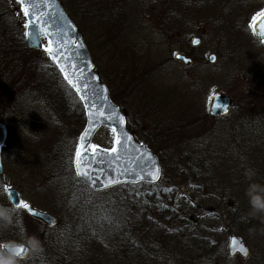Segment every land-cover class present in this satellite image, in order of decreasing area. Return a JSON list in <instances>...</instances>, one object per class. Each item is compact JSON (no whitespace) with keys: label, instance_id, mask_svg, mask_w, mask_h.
<instances>
[{"label":"rangeland","instance_id":"1","mask_svg":"<svg viewBox=\"0 0 264 264\" xmlns=\"http://www.w3.org/2000/svg\"><path fill=\"white\" fill-rule=\"evenodd\" d=\"M13 2L0 0V123L9 130L2 158L7 185L18 188L27 203L57 217L51 231L41 223L43 237L61 238V233L71 229L78 233L83 224L96 234L94 244L106 242L108 257L90 249L88 256H80L79 264H180L177 253L165 248L166 241L161 240L168 226L161 217L170 208L176 218L185 215L189 227L203 233L206 240L203 245L189 244L195 248L192 252L203 246L208 250L201 257L185 254L186 264H239L237 258H227L231 234L242 235L250 247L243 264H264L262 221L247 226L236 205L220 202L217 206L215 192H210L214 188L201 193L193 190L200 185L177 176L190 158L185 142L202 133L204 122L188 128L181 141L175 135L176 127L209 112L210 98L216 92L228 93L236 105L244 101L248 107L255 106L249 103L254 96L263 99L264 44L255 38L251 22L264 11V0H61L101 80L125 112L133 136L138 142L154 143L152 149L158 151L162 167V179L155 185L121 184L91 199L84 184L72 179L67 185L62 178L73 175L70 165L84 127L76 115L78 99L47 56L27 46L22 26L26 19L21 11L12 14ZM175 6L185 7L177 23ZM182 27H190L189 33L202 38L198 47L191 48L189 43L193 50L183 49L192 54L190 66L174 56L181 48L176 30L179 39L186 34ZM211 53L217 56L213 63L208 57ZM231 126L218 119L209 134L218 141L220 133L223 143L226 136H232ZM113 140V131L102 128L93 144L110 149ZM221 171L226 172V180L235 177V189H246L250 198L253 191L249 189H263L238 181L240 172L229 166ZM59 179L62 182L56 183ZM149 190L161 192L168 200L145 194ZM0 202L11 212L7 219L0 218V244L28 243L29 259L37 261L43 238L35 232L31 218L12 208L1 177ZM15 227L18 233L3 232Z\"/></svg>","mask_w":264,"mask_h":264},{"label":"water","instance_id":"2","mask_svg":"<svg viewBox=\"0 0 264 264\" xmlns=\"http://www.w3.org/2000/svg\"><path fill=\"white\" fill-rule=\"evenodd\" d=\"M16 1L20 5L18 0ZM32 3L35 5L34 7H30V12L33 16L26 17L29 25L26 27L27 44L35 49H43L44 43L42 39H47L48 45L45 51L49 47L53 48L57 55V60L54 61L47 51L46 53L60 72L61 68H64L65 71L61 72L63 79L74 90L84 106L86 124L79 136L77 148L83 144L82 150L84 155L81 157L80 166L82 170L88 171L98 181L96 191L108 189L104 188L103 184L109 178H118L119 184L158 182L161 178L162 168L157 154L147 143L138 142L128 129L124 112L112 100L107 85L101 81L98 73L95 71L94 63L83 37L78 31V27L62 7L60 1L32 0ZM30 19L31 23L29 24ZM252 29L255 37L264 42V17L259 15L252 22ZM196 40L200 41L199 38H194L193 45H197L194 43ZM180 57L184 59H180ZM176 58L182 60L187 65L192 63L190 57L181 53H178ZM215 58L216 56L211 54L209 61L213 63L215 62ZM65 73L67 74V79L65 78ZM69 80L72 83H69ZM77 89H80V91H77ZM235 104V100L228 93L217 92L210 100L209 114L213 118L224 117L229 114ZM121 118L123 122H121ZM103 126L110 129L115 127L120 134L121 143L118 146L113 143V147L116 146L118 149L115 153L105 151L106 148L99 146V150L93 155L92 149L90 150L93 137ZM1 129L0 175L3 182L6 183L7 176L3 168L1 153L2 149L7 145L8 134L5 124L1 126ZM75 155L73 159L74 170L76 168L74 163ZM157 169H159V179H153L149 174H157ZM140 177H143V179H140ZM13 190L16 193L13 194L14 196L11 194ZM7 194L13 207L16 202L23 200L19 189L15 187L7 188ZM29 205L32 207V211L24 210L29 216L44 222L48 226L55 225L56 217L54 214L41 211L31 204ZM234 241L236 242L235 245ZM6 244L15 245V251L22 246L28 249L27 255L25 257H18V260H25L30 254V247L26 243ZM6 244H3L2 249ZM240 245H243L248 250L249 255V247L244 238L240 235L232 234L229 237L227 245L229 255L235 256L238 254L243 258L247 257L248 255H244L239 251Z\"/></svg>","mask_w":264,"mask_h":264},{"label":"trees","instance_id":"3","mask_svg":"<svg viewBox=\"0 0 264 264\" xmlns=\"http://www.w3.org/2000/svg\"><path fill=\"white\" fill-rule=\"evenodd\" d=\"M76 99L78 98L76 97ZM249 103L255 104V106H244L245 102L240 101L232 110L231 114L223 118L224 122L232 125V129H230L232 136H226V139L223 140L225 142L223 143L221 141L223 135H220V133V140L218 141H215V139L213 140V136L209 134L213 131V126L215 127V123L218 121V119H213L208 113L191 120V122L187 124L175 128V133H177L175 135H177V139L180 140L181 136L185 134L188 135V128L197 125L200 123V121L204 122L205 125H210V128L207 129L205 128V125H203L201 127L202 133L198 135L195 134L193 137L188 138V141L185 142L190 153V158L188 159V163L184 166V169H182L181 173H179L177 176L186 179V182L192 181L193 183L194 181L197 183V185H200L197 187L199 189L193 190H200L201 193H204L206 188H214L211 189L210 192H215V199L218 200V203H216L217 206H219L220 202L224 204L228 203V205L233 206L236 205L239 218L247 220V226H251L256 220H258L260 222L262 221L261 227H263L264 207H262V205H264V106L260 105H264V97L262 100H260V97H257L256 95L254 96V100L249 101ZM74 105L76 108H79V110L76 111V115L77 118L80 119V124L83 126L85 124L83 107L79 100ZM244 127L249 128V130L243 132L242 129H244ZM217 130H219L218 127ZM184 131H186V133ZM148 143L150 147H154V143L152 141L149 140ZM156 152L158 153L157 150ZM232 156H237L238 158H233ZM70 166L72 167V164ZM227 166H229V169L240 172L236 174L238 181H242L243 184L248 185L249 183H251V185L257 184L258 188L263 189H249L253 191L252 198L249 197L250 192L246 191V189H235V177H232L234 181L232 178H230L231 180H226V172L221 171ZM55 170L56 168L54 166L50 171L53 172ZM69 171L72 172V176L67 175V177H62L63 183L65 182L67 185L70 181H72V179H77L75 177L73 168H71ZM60 181L62 182V180L59 179V181H56V183ZM232 183L235 186L233 188H229L232 186ZM141 184L149 186L153 185L149 183ZM141 184H127L123 186H139ZM113 189L116 188H112L111 190ZM108 191L95 192V195L106 193ZM145 194H158L160 199L163 198L168 200L166 196L164 197L159 195L161 192L156 190H149ZM230 202L232 203L229 204ZM167 210L168 211L165 213V215L161 217V220L168 224V226L162 230L165 232L161 233V240L166 241L165 248L177 253L178 263L180 264H186L187 259L185 254L188 256V254L190 255L192 253H197L199 257H201V255H203L202 253L208 250L207 246H203L201 250L199 249L195 252H192L191 250L195 248L192 246L189 247V244H205L206 240L204 239L203 233L196 230L194 231L192 227H189L190 224L189 221L186 220L185 215L176 218L173 216V214H170V208ZM32 221L35 223L33 226L35 228V232H37L40 237L43 238L41 243V258H39L37 261H33V258H28L25 261H19V264H79L81 262L80 256H88L90 249H97L99 251V255L105 256V258L108 257L106 242L99 243V245H97L98 243L94 244L93 242H95L97 239V237H95L96 234L90 233L87 228L83 227V224H81L82 226L80 225L78 228V233L77 231H73V229H71L67 233H61L60 238L59 236L53 235L43 237L45 230H40L42 224L34 219H32ZM37 223H39V225H37ZM83 223H86V220L85 222L83 221ZM158 223H161L159 219ZM2 226H4V224H2ZM45 227L49 231L54 228H49L47 226ZM16 230L17 228L15 227L14 230L3 232L15 231L14 233H18ZM74 234L77 235L74 236ZM148 243L152 246L154 245L150 241H148ZM155 247L157 246L155 245ZM227 258H229L228 255Z\"/></svg>","mask_w":264,"mask_h":264},{"label":"snow or ice","instance_id":"4","mask_svg":"<svg viewBox=\"0 0 264 264\" xmlns=\"http://www.w3.org/2000/svg\"><path fill=\"white\" fill-rule=\"evenodd\" d=\"M19 4L22 7V11L25 17H32L33 14L30 12V7H34V3H32V0H18ZM259 15L261 17H264V12L259 13ZM31 23V19L29 20V24ZM29 25L26 24L25 27H28ZM194 43L199 44L200 41L196 40L194 41ZM46 51L51 55L52 59L55 61L57 60V55L55 54V51L53 48L49 47L46 49ZM180 59H184L183 57H180ZM64 68H61V72H64ZM65 78L67 79V74L65 73ZM69 83H72L71 80H69ZM74 86V85H73ZM77 91H80V89H77ZM91 115V113H90ZM121 122H123V119L121 118ZM113 133H115V141L114 144L116 146H118L121 143V138H120V134L119 132H117L116 128L114 127L112 129ZM83 139V138H82ZM114 146L111 149H105V151H111L113 153L117 152V147ZM83 144H81L80 146H78L77 150H76V155H75V160L74 163L76 165L75 168V175L76 177L79 179V181L84 184L86 182V191L89 194V199H91V196L95 194V191L97 189V183L98 181L92 176L90 175V173L86 170H82L80 163H81V157L84 155L83 152ZM91 149H92V153L93 155L96 154V152L99 150V146L98 145H91ZM157 174H152L150 173L149 175L152 176L153 179H159V169L156 170ZM140 179H143V177H140ZM120 181L118 178H109L108 180H106L103 184L104 188H110L113 185L119 184ZM15 193V191H12V196H14L13 194ZM16 194V193H15ZM14 207L16 209H24L27 210L29 212L32 211V207L24 202L23 200H19L18 202L15 203ZM262 207H264V205H262ZM236 244V242L234 241V245ZM239 251L242 252L244 255H248V250L243 246L240 245L239 246ZM28 249H26L25 247H20L17 251V257H25L27 255Z\"/></svg>","mask_w":264,"mask_h":264},{"label":"flooded vegetation","instance_id":"5","mask_svg":"<svg viewBox=\"0 0 264 264\" xmlns=\"http://www.w3.org/2000/svg\"><path fill=\"white\" fill-rule=\"evenodd\" d=\"M13 5H14V9H13V12H12V14L15 16V15H17V13L19 12V11H21L20 10V7H18L17 6V3H16V0H14V2H13ZM187 8H188V4H186L185 5ZM183 9H185V7H183ZM183 9H179L178 8V6H175L174 8H173V16L175 15V23H177L178 21H179V18H178V14L183 10ZM184 13V12H183ZM1 14V13H0ZM24 15V14H23ZM22 26L24 27V30H23V35H24V41L26 42V37H25V34H26V27H25V25H24V23L22 24ZM184 28V31H186V34L185 35H183L182 37H183V39H179L178 38V36L179 35H181L180 34V31H178V30H176V36H177V39L178 40H180L179 42H180V44H179V42H177L178 44H179V46L182 48H179V50L178 51H176V53H175V55L176 54H178V53H183V54H186L187 56H189V57H191L192 58V54L190 53V51L189 50H186V51H184L183 49H184V47L186 46V48H189L188 47V45H189V43H190V47L191 48H195V47H193V45H192V40H193V38L194 37H199L200 39H201V42H202V38H201V35L199 34V35H197V34H194V33H189L188 32V30L190 29V27H182V29ZM198 30V29H197ZM203 32H204V30H203ZM193 34V35H192ZM191 39V40H190ZM177 40V41H178ZM201 42H200V44H201ZM27 43V42H26ZM199 44V45H200ZM198 45V46H199ZM198 46H196V47H198ZM191 48H189V49H191ZM191 50H193V49H191ZM35 51H38L39 53H42L41 51H39V50H35ZM174 55V56H175ZM210 55V54H209ZM208 55V56H209ZM193 59V58H192ZM216 60H217V57H216ZM177 61H180V60H177ZM181 62V61H180ZM182 63V62H181ZM186 66H189V65H186ZM2 125V123H0V126ZM8 137H9V130H8ZM197 208L198 209H200L201 207H199V203H197ZM212 211V210H211ZM217 231V233H219V234H221V230H216ZM218 234V235H219ZM212 240H213V242L215 243L216 242V236L215 235H212ZM218 242H220L219 240H217ZM234 258H237L238 259V261H239V264L241 263V261H240V258L238 257V256H236V257H234Z\"/></svg>","mask_w":264,"mask_h":264},{"label":"clouds","instance_id":"6","mask_svg":"<svg viewBox=\"0 0 264 264\" xmlns=\"http://www.w3.org/2000/svg\"><path fill=\"white\" fill-rule=\"evenodd\" d=\"M11 212L0 206V218L7 219ZM0 264H19V260L15 251V245L6 244L3 249H0Z\"/></svg>","mask_w":264,"mask_h":264}]
</instances>
